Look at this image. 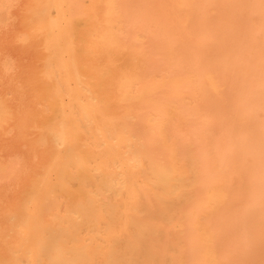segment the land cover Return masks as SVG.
<instances>
[{
  "label": "bare ground",
  "instance_id": "1",
  "mask_svg": "<svg viewBox=\"0 0 264 264\" xmlns=\"http://www.w3.org/2000/svg\"><path fill=\"white\" fill-rule=\"evenodd\" d=\"M0 264H264L262 0H0Z\"/></svg>",
  "mask_w": 264,
  "mask_h": 264
},
{
  "label": "snow or ice",
  "instance_id": "2",
  "mask_svg": "<svg viewBox=\"0 0 264 264\" xmlns=\"http://www.w3.org/2000/svg\"><path fill=\"white\" fill-rule=\"evenodd\" d=\"M262 6H264V0H262Z\"/></svg>",
  "mask_w": 264,
  "mask_h": 264
}]
</instances>
